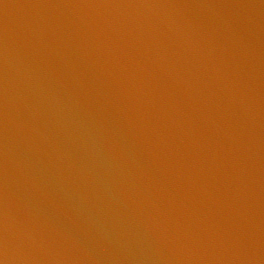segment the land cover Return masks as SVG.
I'll return each instance as SVG.
<instances>
[{
    "label": "water",
    "instance_id": "obj_1",
    "mask_svg": "<svg viewBox=\"0 0 264 264\" xmlns=\"http://www.w3.org/2000/svg\"><path fill=\"white\" fill-rule=\"evenodd\" d=\"M0 264H264V223L135 0H0Z\"/></svg>",
    "mask_w": 264,
    "mask_h": 264
}]
</instances>
